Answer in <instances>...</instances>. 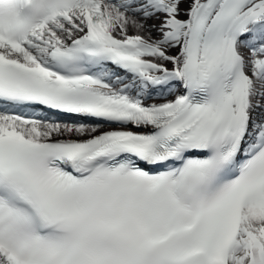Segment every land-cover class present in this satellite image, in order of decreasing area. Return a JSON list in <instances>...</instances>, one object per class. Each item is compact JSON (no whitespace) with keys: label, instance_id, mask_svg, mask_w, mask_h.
I'll return each mask as SVG.
<instances>
[{"label":"snow or ice","instance_id":"6c2138e0","mask_svg":"<svg viewBox=\"0 0 264 264\" xmlns=\"http://www.w3.org/2000/svg\"><path fill=\"white\" fill-rule=\"evenodd\" d=\"M0 264H264V0H0Z\"/></svg>","mask_w":264,"mask_h":264}]
</instances>
